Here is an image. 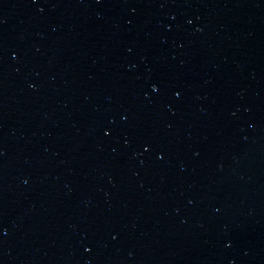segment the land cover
Masks as SVG:
<instances>
[{"label":"water","instance_id":"water-1","mask_svg":"<svg viewBox=\"0 0 264 264\" xmlns=\"http://www.w3.org/2000/svg\"><path fill=\"white\" fill-rule=\"evenodd\" d=\"M0 264H264V0H0Z\"/></svg>","mask_w":264,"mask_h":264}]
</instances>
